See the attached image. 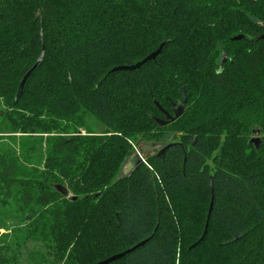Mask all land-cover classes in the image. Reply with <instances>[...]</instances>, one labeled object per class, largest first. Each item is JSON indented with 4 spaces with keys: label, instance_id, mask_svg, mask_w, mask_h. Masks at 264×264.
Listing matches in <instances>:
<instances>
[{
    "label": "trees",
    "instance_id": "16d2710c",
    "mask_svg": "<svg viewBox=\"0 0 264 264\" xmlns=\"http://www.w3.org/2000/svg\"><path fill=\"white\" fill-rule=\"evenodd\" d=\"M182 90L184 115L158 126L155 103L173 115ZM5 133L48 139L30 180L0 156V190L30 207L0 264H98L142 243L111 264H264V0H0ZM141 143L158 151L124 175Z\"/></svg>",
    "mask_w": 264,
    "mask_h": 264
},
{
    "label": "rangeland",
    "instance_id": "374dc122",
    "mask_svg": "<svg viewBox=\"0 0 264 264\" xmlns=\"http://www.w3.org/2000/svg\"><path fill=\"white\" fill-rule=\"evenodd\" d=\"M90 125L95 133H100L103 129L102 125L97 121H91ZM83 135H85V132H83ZM47 137L48 136L40 135L22 136L20 134H0V156L3 154H10L18 159L19 180H30L32 174L43 169L47 152ZM253 139L259 141L258 148L256 144L251 143ZM262 141L263 138L259 134L257 136H252L249 144L259 149ZM140 146L145 147L146 144L144 145V143H141ZM136 154H140L138 148H136ZM139 156L141 157L142 155L140 154ZM129 167L130 165L127 162L123 168L124 175L130 173L127 172ZM64 188L67 190V195L71 197L72 195L69 194L68 188L66 186H64ZM54 189L56 190L55 187ZM20 197L21 193L18 190L13 191L9 195H7L4 190H0V237L6 233V229L11 231L17 227L24 228L26 220H29L30 207L24 208L20 202ZM31 208L34 209V205H32Z\"/></svg>",
    "mask_w": 264,
    "mask_h": 264
},
{
    "label": "water",
    "instance_id": "95a60500",
    "mask_svg": "<svg viewBox=\"0 0 264 264\" xmlns=\"http://www.w3.org/2000/svg\"><path fill=\"white\" fill-rule=\"evenodd\" d=\"M241 40H246V38L244 36H238V37L234 38V41H241ZM165 45H166V42L163 43L155 52H153L151 55H149L146 59H144L143 61L139 62L138 64L133 65V66H130V67H119V68H116L114 70V72L134 71V70L140 69L143 65H145V64H147V63H149L151 61H155L157 59V57L162 53V50H163V48H164ZM42 60H43V56L37 61V63L35 64V66L22 79V81H21V83L19 85V89H18L17 95L15 96V98L13 100V105L14 106H17V104L21 100V98H22V96L24 94L25 85H26L28 79L31 77V75L34 72V70L39 67V65L42 62ZM226 61H227V57H225V59L223 60V63L226 62ZM182 98H183L182 103L179 104L174 109L173 115H170L168 112L164 111L158 102L155 103V105L158 107V109L160 110L161 114L163 115L162 118H156L155 119V122L157 123L158 126H160V127H166V126H168V125L176 122L178 119H180L184 115V113H185V105L188 102L187 101V96H186V93H185L184 90H182ZM259 134H260L259 131H254V133H253L254 136H257ZM251 143L252 144H256V146L258 148L259 141L257 139H253L251 141ZM165 151H166V149L162 150L158 154V158L163 159L164 156H165ZM132 162L134 163L133 165L130 166V167H132V171H133V169L137 165L144 163V161L142 160V158L140 156H138V155H134L133 157H131L128 160L129 165ZM132 171L129 174H131ZM55 188H56V190L61 195H63V196H66L67 195V190L64 187H62V186H56ZM213 194L214 193H213V190H212V199H211L210 210H209V214H208V220H207V224H206V228H205V233H204V236L201 239V241L204 240L205 235H206L207 230H208V227H209V221H210V218H211V214H212V211H213V205H214V195ZM73 200H77V199L74 198ZM143 244L144 243L136 246L135 248H133L130 251H127L125 253H122V254L113 256V257L109 258L108 260L102 261V262H100L98 264H111V263H113V262H115V261L123 258L127 254L133 252L134 250H136L137 248H139Z\"/></svg>",
    "mask_w": 264,
    "mask_h": 264
},
{
    "label": "flooded vegetation",
    "instance_id": "af4514ba",
    "mask_svg": "<svg viewBox=\"0 0 264 264\" xmlns=\"http://www.w3.org/2000/svg\"><path fill=\"white\" fill-rule=\"evenodd\" d=\"M157 151H158V148L157 147H154V146H145V147H143L142 153L140 152V154L143 156V157L141 156V158L144 161V163H142V164H146L145 161H146V158H147V155L148 154H154ZM135 155H137V154H135ZM133 162L130 163V166L134 164ZM131 171H132V167H130L127 172H131Z\"/></svg>",
    "mask_w": 264,
    "mask_h": 264
}]
</instances>
